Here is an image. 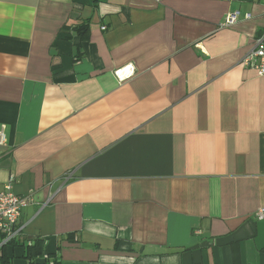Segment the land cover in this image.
<instances>
[{
    "label": "crops",
    "instance_id": "0c3cea01",
    "mask_svg": "<svg viewBox=\"0 0 264 264\" xmlns=\"http://www.w3.org/2000/svg\"><path fill=\"white\" fill-rule=\"evenodd\" d=\"M263 30L264 0H0L21 240L58 264H264V74L242 63Z\"/></svg>",
    "mask_w": 264,
    "mask_h": 264
},
{
    "label": "built area",
    "instance_id": "2783aa9c",
    "mask_svg": "<svg viewBox=\"0 0 264 264\" xmlns=\"http://www.w3.org/2000/svg\"><path fill=\"white\" fill-rule=\"evenodd\" d=\"M251 15H247L246 19H251ZM240 22V12L235 11L229 13L220 28H230L236 26ZM105 29V28H104ZM244 66L264 74V30L256 38L253 49L243 58ZM120 81H124V76H119ZM7 138L4 130L0 131V146H6ZM73 174H68L72 177ZM13 179L6 186V190L0 193V252L3 247L13 242L22 241V228L18 221L22 215L24 208L28 207L30 200L26 196L15 193L12 189ZM259 220H264V209H260L256 214Z\"/></svg>",
    "mask_w": 264,
    "mask_h": 264
},
{
    "label": "trees",
    "instance_id": "16d2710c",
    "mask_svg": "<svg viewBox=\"0 0 264 264\" xmlns=\"http://www.w3.org/2000/svg\"><path fill=\"white\" fill-rule=\"evenodd\" d=\"M85 28V26H84ZM45 240L43 238H35L33 240H22L13 242L8 246L3 247L0 252V264H11L14 259L17 249L24 250V258L30 264H58L56 259L51 260L49 257H42L44 251Z\"/></svg>",
    "mask_w": 264,
    "mask_h": 264
}]
</instances>
